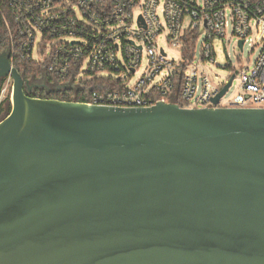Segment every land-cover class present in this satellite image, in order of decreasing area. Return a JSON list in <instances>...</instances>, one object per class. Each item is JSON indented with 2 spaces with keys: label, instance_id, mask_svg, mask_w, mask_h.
Returning a JSON list of instances; mask_svg holds the SVG:
<instances>
[{
  "label": "water",
  "instance_id": "water-1",
  "mask_svg": "<svg viewBox=\"0 0 264 264\" xmlns=\"http://www.w3.org/2000/svg\"><path fill=\"white\" fill-rule=\"evenodd\" d=\"M8 76L0 264H264V108L33 97L6 49Z\"/></svg>",
  "mask_w": 264,
  "mask_h": 264
},
{
  "label": "built area",
  "instance_id": "built-area-1",
  "mask_svg": "<svg viewBox=\"0 0 264 264\" xmlns=\"http://www.w3.org/2000/svg\"><path fill=\"white\" fill-rule=\"evenodd\" d=\"M6 2L19 52L40 62L51 76L48 81L74 87L101 77L114 83L112 89L92 91L88 104L139 108L161 101L183 108H264V0ZM227 33L235 36L239 51L247 44L250 52L258 48L257 54L251 65L224 79L211 78L205 64L215 62L213 43ZM165 47L179 49L177 60L168 57ZM197 47L199 60L194 62ZM9 49L12 60L13 45ZM111 72L123 77L103 75ZM236 76L238 92L225 98ZM5 90L7 86L0 91ZM7 99L12 103V87Z\"/></svg>",
  "mask_w": 264,
  "mask_h": 264
},
{
  "label": "trees",
  "instance_id": "trees-1",
  "mask_svg": "<svg viewBox=\"0 0 264 264\" xmlns=\"http://www.w3.org/2000/svg\"><path fill=\"white\" fill-rule=\"evenodd\" d=\"M10 13L6 0H0V52L9 48L10 45H13V53L11 64L14 66L20 73H22L25 78H35L38 79L44 73V68L40 62H35L28 59L25 56H22L18 50V37L15 36L12 24L10 21ZM6 21V22H5ZM47 77L50 80L51 76L47 73ZM6 79V78H5ZM4 79L1 80V83ZM60 82L65 83V81L60 80ZM0 83V86H1ZM68 85V84H66ZM70 86V85H69ZM115 85L109 79H104L101 77H93L89 80L81 82L79 85L74 87H69L65 90L52 91L47 95H44L43 91H37L36 94L30 95L33 97H45L55 98L66 101H81L86 102L88 96L92 91H105L107 89L114 88ZM180 105H182L180 103ZM179 105V106H180Z\"/></svg>",
  "mask_w": 264,
  "mask_h": 264
},
{
  "label": "rangeland",
  "instance_id": "rangeland-1",
  "mask_svg": "<svg viewBox=\"0 0 264 264\" xmlns=\"http://www.w3.org/2000/svg\"><path fill=\"white\" fill-rule=\"evenodd\" d=\"M137 12H135L136 14ZM168 57L173 58L177 60L179 57V49L175 47H165ZM9 49V48H7ZM199 48L197 47L195 54H194V62L199 60ZM213 49H214V57L215 62L213 63H206V68L209 71V76L212 78V76L216 75L221 79H224L225 77L231 75L235 69H239L240 66H246L251 65L255 59V56L257 54L258 48H255L253 52H250V47L246 44L243 51H239L236 46V39L235 36L230 35L227 33L226 37L223 41L218 40L213 43ZM35 55V52H34ZM141 70H138L136 74L127 79L126 81L128 83H132L134 79H136L139 74L141 73ZM108 74L112 77H123L122 74H119L115 76L116 74L111 73H103V75ZM39 79V78H38ZM50 81H48L47 86L49 85ZM238 84H239V78L236 76L233 80L232 86L229 88L228 92L225 94V98L234 96L238 92ZM7 86V91L4 92L0 91L1 94V106L2 108L6 107L9 104V99L7 97L9 96V89L12 87V79H5L1 83L0 90L5 88ZM49 87V86H48ZM11 105V103L9 104Z\"/></svg>",
  "mask_w": 264,
  "mask_h": 264
},
{
  "label": "flooded vegetation",
  "instance_id": "flooded-vegetation-1",
  "mask_svg": "<svg viewBox=\"0 0 264 264\" xmlns=\"http://www.w3.org/2000/svg\"><path fill=\"white\" fill-rule=\"evenodd\" d=\"M9 50H10V49H9ZM4 51H5V50H4ZM10 59H11V51H10ZM2 79H4V78H0V83H1V80H2ZM29 80L31 81V83H36V82H35V80H36L35 78H30ZM43 83H45V85H47L48 80L46 81V79H45L44 82H43V81H39V82H38V85H40V87H39V88H35V89H33V90L30 92V95H34V94H36L37 91H43V92H44V95H47L49 92L54 91L55 88L57 87L54 83L50 82L49 85H48V86H49V87H48V91H46V90L43 88V86H44ZM45 97H47V96H45ZM8 105H9V104H8ZM8 105H7V106H8ZM7 106L4 107V108H2L1 103H0V120H1L2 118H4L5 115L7 114V110H8Z\"/></svg>",
  "mask_w": 264,
  "mask_h": 264
}]
</instances>
